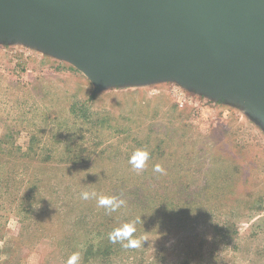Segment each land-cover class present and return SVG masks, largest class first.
Wrapping results in <instances>:
<instances>
[{"label": "rangeland", "instance_id": "rangeland-1", "mask_svg": "<svg viewBox=\"0 0 264 264\" xmlns=\"http://www.w3.org/2000/svg\"><path fill=\"white\" fill-rule=\"evenodd\" d=\"M137 149L149 152L139 172ZM84 191L126 203L108 213ZM134 220L139 248L109 240ZM107 240L110 256L87 260ZM75 252L79 264H264V126L170 81L95 93L70 64L0 43V264Z\"/></svg>", "mask_w": 264, "mask_h": 264}, {"label": "water", "instance_id": "water-1", "mask_svg": "<svg viewBox=\"0 0 264 264\" xmlns=\"http://www.w3.org/2000/svg\"><path fill=\"white\" fill-rule=\"evenodd\" d=\"M0 43L70 64L95 93L170 81L264 126V0H0Z\"/></svg>", "mask_w": 264, "mask_h": 264}, {"label": "clouds", "instance_id": "clouds-1", "mask_svg": "<svg viewBox=\"0 0 264 264\" xmlns=\"http://www.w3.org/2000/svg\"><path fill=\"white\" fill-rule=\"evenodd\" d=\"M149 159V152L143 149L135 150L129 158L128 163L137 172L142 171L145 168L146 162ZM153 171L165 174L164 168L156 164L153 167ZM81 198L84 200H89L96 198L97 204L100 207L105 208L108 213L117 211L125 205L126 201L120 199L116 196H97L96 192L84 191L81 193ZM140 220V218H139ZM139 220H134L131 222L123 223L120 227L115 228L109 234V240L112 243L119 242L123 248H139L142 244V240L139 238H134V232L136 231L135 225ZM81 260V254L79 252L73 253L66 261V264H79Z\"/></svg>", "mask_w": 264, "mask_h": 264}, {"label": "trees", "instance_id": "trees-1", "mask_svg": "<svg viewBox=\"0 0 264 264\" xmlns=\"http://www.w3.org/2000/svg\"><path fill=\"white\" fill-rule=\"evenodd\" d=\"M71 111H72V113H76V112H74L75 110H73V109H71ZM82 113L83 114H77L76 116L77 117L79 116L80 118L88 121V116H87L86 112H82ZM108 242H109V240L105 241V243L103 242V244L99 245V247H97V249L94 252H92V249H93L92 244H88L86 246V250L84 252L85 256L89 255V258H87V260L91 259V258H95L97 256H107L108 255V257H109L110 256V253H109L110 252V248H109V243Z\"/></svg>", "mask_w": 264, "mask_h": 264}]
</instances>
